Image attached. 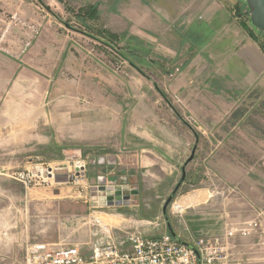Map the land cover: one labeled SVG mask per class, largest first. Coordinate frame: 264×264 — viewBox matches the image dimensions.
I'll return each instance as SVG.
<instances>
[{
	"label": "rangeland",
	"instance_id": "rangeland-1",
	"mask_svg": "<svg viewBox=\"0 0 264 264\" xmlns=\"http://www.w3.org/2000/svg\"><path fill=\"white\" fill-rule=\"evenodd\" d=\"M219 1L252 28L244 0ZM31 2L38 9L28 7ZM164 3L0 0V52L20 53L28 70L54 80L52 89L44 85L41 92L44 119L53 99L72 104L74 119L82 121V108L89 107L91 116L85 139L58 143L49 124L37 137L3 134L0 264H27L26 252L38 244L54 249L78 243L87 252L99 231L92 216L123 242L131 234L173 233L188 243L256 223L226 245L233 258L264 264V94L230 91L217 67L204 65L205 35H176L180 28L168 26ZM174 4L165 13H173ZM90 6L94 9L87 12ZM257 35L264 47V35ZM35 83L26 90L28 100ZM75 125L82 130L81 122ZM120 133L125 139L114 136ZM121 146L144 148L153 162L136 168L133 179L66 181L65 170L77 161L87 169L102 150ZM67 150L74 153L58 181L24 187L13 178L34 164L59 165ZM94 211L125 212L137 224L116 227Z\"/></svg>",
	"mask_w": 264,
	"mask_h": 264
},
{
	"label": "crops",
	"instance_id": "crops-1",
	"mask_svg": "<svg viewBox=\"0 0 264 264\" xmlns=\"http://www.w3.org/2000/svg\"><path fill=\"white\" fill-rule=\"evenodd\" d=\"M174 1L176 0H164L166 4L164 3L163 9L164 14L167 15L166 22L172 28H180L179 34L176 35L182 34V31L194 37L205 35V42L200 50L201 56L206 60L204 65L216 66L219 75L228 82L227 88H230V91L246 92L262 89V94H264V47L258 38L257 30L255 32L253 27L249 28L244 25L240 17H236L219 0ZM174 3H177V6L171 8L173 13H165L168 12L165 7H172ZM27 5L38 9L34 2L27 3ZM180 41L184 43L182 38L177 37L176 42L181 44ZM18 55L0 52V139L6 138L3 134L7 132L11 133L13 139L16 136L22 139L28 136L37 137L42 134L43 125L47 124L58 143L67 139L88 137L91 122L89 107L82 108V121H80L73 117L75 108L72 104H68L65 100L53 99L51 109L45 112L44 119L41 92H43L44 85L47 90L52 89L51 82L54 80L42 77L34 70H28ZM32 82L38 85L34 84V95L29 98L31 100H28L25 93L27 88L31 89ZM80 122L82 130L77 131L75 124L79 125ZM107 136L111 138L109 133H105L104 138L106 139ZM114 136L119 140L126 137L121 133L114 134ZM102 152L98 160L90 163L85 170L87 182L94 184L101 179L103 183L113 182L118 178L133 179L139 172L136 168L146 167L149 162H153V159L145 155L144 148L138 149L136 146L107 148ZM66 153V156L57 161V164L68 166L69 157L74 151L67 150ZM63 179L64 176H60V180L64 181ZM129 201L132 200L129 199ZM124 204L119 203V205ZM97 212L106 216L107 220L116 227H131L137 224H134L136 221L131 220L125 212L94 211V213ZM143 214L145 217H151L148 210H145ZM168 234L178 238L176 234Z\"/></svg>",
	"mask_w": 264,
	"mask_h": 264
},
{
	"label": "built area",
	"instance_id": "built-area-1",
	"mask_svg": "<svg viewBox=\"0 0 264 264\" xmlns=\"http://www.w3.org/2000/svg\"><path fill=\"white\" fill-rule=\"evenodd\" d=\"M261 164L264 165V157ZM65 168L66 166L57 165L50 168L44 164H34L26 171L13 173V178L24 184V187L50 183L51 180L56 182L59 171H64ZM85 170V162L77 161L73 170H65L66 181L81 183L86 179ZM102 197L106 199L105 196ZM90 221L93 226L99 227V231L94 232L97 238L87 252H84L79 244H63L54 249L45 244H38L26 252L27 264H246L233 258L226 244L236 232L245 235L256 226V223L248 222V229L237 231L236 228L229 227L224 231L223 237L202 236L188 243L170 234L156 237L131 234L127 241L123 242L110 236L108 226L97 216H92ZM98 232L103 234L98 236Z\"/></svg>",
	"mask_w": 264,
	"mask_h": 264
},
{
	"label": "water",
	"instance_id": "water-1",
	"mask_svg": "<svg viewBox=\"0 0 264 264\" xmlns=\"http://www.w3.org/2000/svg\"><path fill=\"white\" fill-rule=\"evenodd\" d=\"M247 6L248 19L257 32L264 35V0H244ZM192 156L188 158L190 161ZM173 236V235H172Z\"/></svg>",
	"mask_w": 264,
	"mask_h": 264
},
{
	"label": "trees",
	"instance_id": "trees-1",
	"mask_svg": "<svg viewBox=\"0 0 264 264\" xmlns=\"http://www.w3.org/2000/svg\"><path fill=\"white\" fill-rule=\"evenodd\" d=\"M93 9H94V7H91V6H90V7H88V8L86 9V11H87V10H88V11H92ZM86 11H85V12H86ZM88 11H87V12H88Z\"/></svg>",
	"mask_w": 264,
	"mask_h": 264
}]
</instances>
